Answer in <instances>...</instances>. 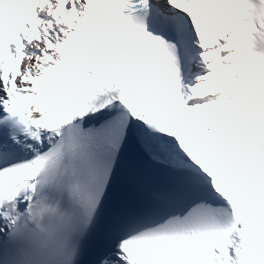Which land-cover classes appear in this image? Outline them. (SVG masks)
<instances>
[{
  "label": "snow or ice",
  "instance_id": "6c2138e0",
  "mask_svg": "<svg viewBox=\"0 0 264 264\" xmlns=\"http://www.w3.org/2000/svg\"><path fill=\"white\" fill-rule=\"evenodd\" d=\"M256 262L264 0H0V264Z\"/></svg>",
  "mask_w": 264,
  "mask_h": 264
}]
</instances>
